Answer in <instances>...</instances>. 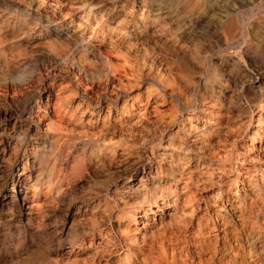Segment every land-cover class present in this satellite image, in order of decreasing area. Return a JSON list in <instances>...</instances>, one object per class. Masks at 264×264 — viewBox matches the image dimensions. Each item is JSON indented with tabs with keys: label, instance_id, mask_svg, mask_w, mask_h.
Returning <instances> with one entry per match:
<instances>
[{
	"label": "bare ground",
	"instance_id": "bare-ground-1",
	"mask_svg": "<svg viewBox=\"0 0 264 264\" xmlns=\"http://www.w3.org/2000/svg\"><path fill=\"white\" fill-rule=\"evenodd\" d=\"M47 1L0 0V264H264V0Z\"/></svg>",
	"mask_w": 264,
	"mask_h": 264
},
{
	"label": "rangeland",
	"instance_id": "rangeland-1",
	"mask_svg": "<svg viewBox=\"0 0 264 264\" xmlns=\"http://www.w3.org/2000/svg\"><path fill=\"white\" fill-rule=\"evenodd\" d=\"M13 2H15V3H20V2H31V3H33V5L36 7V6H39V5H41L42 6V8L44 7V8H47V9H49V10H51L52 11V9H54V7H53V4H49L48 3V1L47 0H12ZM2 9V8H1ZM63 16H65V13L63 14ZM66 21L68 22V23H70L71 22V26H70V28H74V32L77 34L76 35V37H80V33H83L84 35H86V37L88 38V29H87V27L85 26V25H82V23H80L77 19H76V17H71V16H68L67 18H66ZM85 30V31H84ZM101 41H94V44H96V45H98V43H100ZM77 44H79V42L77 43ZM99 48L103 51V53H107V51H108V47L106 46V43H105V41L103 42V43H100L99 45ZM44 69V67H39V70H43ZM40 72V71H39ZM22 91V90H21ZM44 100L46 101V96H45V98H44ZM170 108V107H169ZM169 108H163V109H166V110H168ZM52 110H53V108H52ZM148 146H150V145H148ZM147 146V147H148ZM70 163H72V161L70 160ZM85 180L86 179H82V181L81 182H79L78 184H77V186H70L69 184H64V192L65 193H68L69 194V196H71L70 198L71 199H76L75 201V203H73L72 205V208H71V210H70V213H68L69 214V217H71V215L72 216H74V212H75V209L77 208V205L75 206L74 204H77L78 202H80L79 200H81V198L82 197H84V195H85V193H83V191H84V189H83V187L85 186ZM103 182H105V179H101V184L103 183ZM100 184V185H101ZM65 186H66V188H65ZM81 187V188H80ZM70 188V189H69ZM71 190V191H70ZM8 191H10V188L9 189H5V192H8ZM41 192L42 193H45L46 191H45V189H44V187H42L41 188ZM72 194V195H71ZM76 194V195H75ZM73 197V198H72ZM45 202V199H44V197H42V199H41V202H40V204L41 203H44ZM12 200H10L8 203L9 204H12ZM61 211V210H60ZM60 211H58V213H55L54 215H51L50 217H48V219H47V227H48V230L47 231H49V232H54L55 231V227H56V225H55V223H53L54 221H55V217L57 216V215H60L61 214V212ZM14 216L12 217H9L8 219H6L8 222H10V225H9V227L6 229L7 231H10V237L12 238V240H17V238H20V237H22V238H26L27 236L24 234V233H20V232H18L17 233V231H16V226L18 225V221H19V218H18V215L17 214H13ZM54 218V219H53ZM83 221H80V224L78 225V227H77V230L78 229H82V228H84V227H86V225H88V222L87 221H84L83 223H82ZM12 223V224H11ZM41 223V219L40 218H38L37 217V219L35 220V224L36 225H39ZM52 224V225H51ZM58 226H60V225H58ZM57 226V227H58ZM51 227V228H50ZM53 227V228H52ZM12 230V231H11ZM29 237V236H28ZM2 238H1V240H0V249H1V246H2ZM44 263H46L47 262V260H45V261H43Z\"/></svg>",
	"mask_w": 264,
	"mask_h": 264
}]
</instances>
